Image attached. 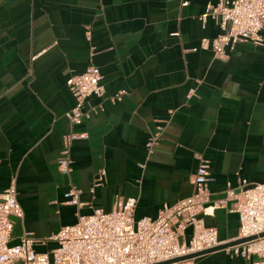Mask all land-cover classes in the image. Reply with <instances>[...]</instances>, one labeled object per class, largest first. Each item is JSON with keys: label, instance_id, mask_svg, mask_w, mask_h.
<instances>
[{"label": "crops", "instance_id": "0c3cea01", "mask_svg": "<svg viewBox=\"0 0 264 264\" xmlns=\"http://www.w3.org/2000/svg\"><path fill=\"white\" fill-rule=\"evenodd\" d=\"M216 1L0 0V191L14 179L23 208L11 216L10 244L30 231L44 239L36 250L48 251L62 225L94 207L111 209L117 197H136L135 216L154 217L192 192L199 156L209 163L211 200L237 190L241 178L264 180V40H240L223 57L201 47L219 31L200 16ZM91 63L104 92L88 95L89 116L72 124L66 79ZM72 129L87 136L71 142V170L63 173L58 158ZM71 186L80 206L64 202ZM231 202L199 215L221 243L238 232ZM191 234L188 225L180 239ZM257 259L222 247L193 260Z\"/></svg>", "mask_w": 264, "mask_h": 264}, {"label": "built area", "instance_id": "2783aa9c", "mask_svg": "<svg viewBox=\"0 0 264 264\" xmlns=\"http://www.w3.org/2000/svg\"><path fill=\"white\" fill-rule=\"evenodd\" d=\"M185 2V1H184ZM202 21L213 18L218 33L202 37L200 46L211 48L215 56L226 55V48L240 40L261 44L264 36V0H217L207 3L201 13ZM89 37V28H86ZM99 66L88 64L82 71L67 77L66 84L74 96V104L65 111L72 124L81 123L89 116L84 107L90 94L102 95L104 86ZM124 90L118 91V97ZM87 136L86 131L70 130L63 135V146L58 158V169L71 170L70 144L76 138ZM156 135L147 141L149 151ZM208 160L199 156L196 170L191 175L190 194L164 203L156 216L134 214L136 197H117L109 210L94 207L90 213H78L70 224L62 225L49 238L56 244L48 251H38L35 244L44 241L30 231H24L16 243L10 244L13 220L22 217L23 208L17 197L14 179L0 191V264H152L176 256L201 251L221 243L214 225L202 223L200 214L211 213L216 206H226L238 216L236 238L249 237L224 249L234 255L248 257L255 254L256 263L264 264V180L239 179L238 189L227 187L225 196L211 200ZM105 174L101 170L95 183ZM80 190L74 186L64 191V202L81 205ZM190 225L192 234L181 240ZM194 257L161 264H195Z\"/></svg>", "mask_w": 264, "mask_h": 264}, {"label": "water", "instance_id": "95a60500", "mask_svg": "<svg viewBox=\"0 0 264 264\" xmlns=\"http://www.w3.org/2000/svg\"><path fill=\"white\" fill-rule=\"evenodd\" d=\"M247 238H249V237L236 238V239H233V240H231L229 242L220 243V244H218L216 246H213V247H210V248H207V249H203L201 251L191 252V253H188V254L176 256V257L171 258V259L162 260V261H159V262H154L152 264H161V263H165V262H169V261H173V260H180V259H185V258H189V257H192V256H197V255L202 254L204 252H207V251H210V250H214V249H217V248H222V247H225L227 245L240 242V241L245 240Z\"/></svg>", "mask_w": 264, "mask_h": 264}]
</instances>
